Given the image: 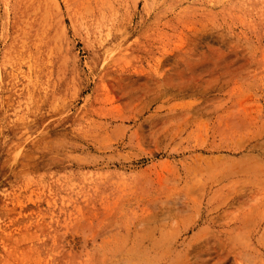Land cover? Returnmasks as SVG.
<instances>
[{"label": "rangeland", "instance_id": "374dc122", "mask_svg": "<svg viewBox=\"0 0 264 264\" xmlns=\"http://www.w3.org/2000/svg\"><path fill=\"white\" fill-rule=\"evenodd\" d=\"M0 264H264V0H0Z\"/></svg>", "mask_w": 264, "mask_h": 264}]
</instances>
